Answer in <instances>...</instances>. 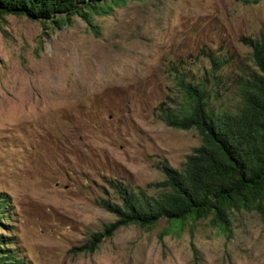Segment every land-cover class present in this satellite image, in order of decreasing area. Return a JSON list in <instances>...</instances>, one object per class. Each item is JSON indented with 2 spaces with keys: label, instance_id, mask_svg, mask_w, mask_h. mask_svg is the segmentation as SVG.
Instances as JSON below:
<instances>
[{
  "label": "rangeland",
  "instance_id": "rangeland-1",
  "mask_svg": "<svg viewBox=\"0 0 264 264\" xmlns=\"http://www.w3.org/2000/svg\"><path fill=\"white\" fill-rule=\"evenodd\" d=\"M97 37L80 18L57 27L8 15L0 24V193L8 219L3 254L20 264H264V221L235 213L230 237L201 220L181 237L128 225L95 253L74 251L118 220L102 208L113 183L142 188L180 169L201 144L196 131L155 116L183 60L210 66L204 49L251 64L248 39L264 30V0H147L95 16Z\"/></svg>",
  "mask_w": 264,
  "mask_h": 264
},
{
  "label": "trees",
  "instance_id": "trees-1",
  "mask_svg": "<svg viewBox=\"0 0 264 264\" xmlns=\"http://www.w3.org/2000/svg\"><path fill=\"white\" fill-rule=\"evenodd\" d=\"M147 0H0V24L8 15L26 16L43 24L62 27L82 19L97 37L95 16L111 15L116 6ZM261 0H242L245 4ZM248 39L251 64L223 73V55L204 49L201 57L210 66L196 72L183 60L171 62L167 74L171 87L155 116L167 127L194 130L201 144L186 157L180 169L163 159L157 168L164 179L142 188L113 183L118 199L98 204L118 220L93 234L77 252L95 253L105 238L131 224L152 230L165 219L164 235L181 237L188 225L210 220L230 237L235 213H255L264 221V30ZM0 193V229L8 219V201ZM0 235V248L4 245ZM0 264H20L2 256Z\"/></svg>",
  "mask_w": 264,
  "mask_h": 264
},
{
  "label": "clouds",
  "instance_id": "clouds-1",
  "mask_svg": "<svg viewBox=\"0 0 264 264\" xmlns=\"http://www.w3.org/2000/svg\"><path fill=\"white\" fill-rule=\"evenodd\" d=\"M258 215V214H257ZM260 216V215H259ZM261 217V216H260Z\"/></svg>",
  "mask_w": 264,
  "mask_h": 264
}]
</instances>
